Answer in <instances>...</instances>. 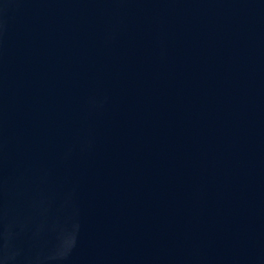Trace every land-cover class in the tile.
Here are the masks:
<instances>
[{
    "label": "water",
    "instance_id": "95a60500",
    "mask_svg": "<svg viewBox=\"0 0 264 264\" xmlns=\"http://www.w3.org/2000/svg\"><path fill=\"white\" fill-rule=\"evenodd\" d=\"M0 264H264V0H0Z\"/></svg>",
    "mask_w": 264,
    "mask_h": 264
}]
</instances>
